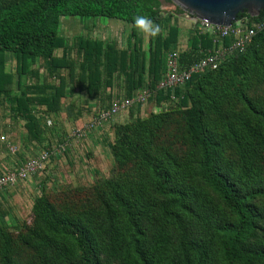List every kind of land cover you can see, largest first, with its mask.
Here are the masks:
<instances>
[{"label":"trees","instance_id":"trees-1","mask_svg":"<svg viewBox=\"0 0 264 264\" xmlns=\"http://www.w3.org/2000/svg\"><path fill=\"white\" fill-rule=\"evenodd\" d=\"M169 2L0 0V105L23 115L34 138L41 141L42 128L34 106L58 113L77 87L101 103L100 111L113 104L108 89L116 84L124 98L149 88L146 104L155 102L160 110L112 125L109 178L77 187L61 205L41 193L27 235L20 230L14 238L3 222L0 264H18V241L31 248V239L43 261L30 264H264V30L216 70L195 74L173 91L161 90L170 52L178 51L180 67L187 69L218 46L197 24L184 40L176 16L185 12L164 11ZM137 15L159 25L160 33L146 37L133 23ZM76 17L122 21L127 42L91 35L94 20L92 27L82 22L87 34L68 39L63 22ZM242 18L263 21L264 10L254 18L240 13ZM231 43L229 38L221 45ZM9 54L16 59L14 73L8 70ZM37 65L47 71L42 85L36 84ZM28 77L37 82L20 95ZM261 87L262 94L251 92ZM172 98L175 106L161 111ZM146 104L128 111L140 113ZM180 141L197 156L193 169V157L177 151Z\"/></svg>","mask_w":264,"mask_h":264},{"label":"rangeland","instance_id":"rangeland-1","mask_svg":"<svg viewBox=\"0 0 264 264\" xmlns=\"http://www.w3.org/2000/svg\"><path fill=\"white\" fill-rule=\"evenodd\" d=\"M164 11L176 12L177 7L172 3H164L162 7ZM74 20H64L62 25L63 34L70 39L80 33L87 34L88 30L84 23L89 24L92 27V21L94 19H81L79 17L73 18ZM98 23L95 28H91L93 36L100 38H119L124 30H126V24L122 21L107 18H98ZM176 22L181 27L183 33V39L186 40L188 31L193 28V17L188 13L177 14ZM144 33V32H143ZM145 34V33H144ZM148 37V34H145ZM264 56V52H262ZM14 67L12 63L9 65V69ZM257 90L259 93H263V88H253L251 92ZM174 98L171 99L166 105L161 106V111L169 110L175 106ZM176 101V100H175ZM158 105L155 106V102H149L142 107L140 113H137L135 109L133 112H125V114L120 115L119 121L116 123L129 122L138 117H146L150 114L151 109L159 112ZM1 110V109H0ZM129 112V113H128ZM109 124V123H108ZM115 124V122H114ZM113 124V125H114ZM107 125H105L106 127ZM97 130V129H96ZM85 134L81 138L71 137L74 140V144L71 145L67 142L68 148L61 155L60 164L51 171L47 169L46 172L34 176L24 183L17 185L11 190H6L1 193L3 200L0 199V225L4 222L5 225L9 227L14 238L18 236L19 231H24L25 234L29 229L33 228L34 217L32 212V206L35 199L45 192L50 200L61 205L63 202H67V197L76 192L77 187H91L97 181L102 178H109L112 174L114 168V161L111 155L110 145L114 142V128L111 125L106 129V131H97ZM100 133V134H99ZM92 135L97 137L98 135L104 136L103 140H99L98 143L93 142L86 143V138ZM97 135V136H96ZM92 141V140H91ZM65 145V144H63ZM176 145L180 148L177 150L178 153H186L193 157V163L191 162V167H196L197 156H193L188 143L184 141L178 142ZM188 177V176H187ZM189 178V177H188ZM264 179V175L262 176ZM193 189V179L190 178ZM73 190V192H71ZM212 200L216 202V196L211 194ZM261 206L264 205V200H260ZM20 231V232H21ZM29 234V233H27ZM26 234V235H27ZM27 240L30 241V236H26ZM32 244L25 246L23 243L19 242L16 245L17 253H15V259L18 264H30L33 262L43 261V256L35 255V249H37V242L35 239H31Z\"/></svg>","mask_w":264,"mask_h":264},{"label":"crops","instance_id":"crops-1","mask_svg":"<svg viewBox=\"0 0 264 264\" xmlns=\"http://www.w3.org/2000/svg\"><path fill=\"white\" fill-rule=\"evenodd\" d=\"M195 24L193 20V25ZM119 38L114 40L125 44L127 42L128 36L125 35L126 31L122 33ZM70 39V37H68ZM105 39V38H104ZM70 42V41H69ZM63 50L60 49L57 52L58 56H61ZM12 63L14 67L9 69V65ZM7 65L8 70L12 73L16 72V59L12 54L7 55ZM37 65V68L40 70L41 79L35 80L32 77H28L21 81L22 89L19 91L20 95H23L24 91L28 87H33L35 82L37 85H42L44 83L45 74H47L46 68L43 66ZM17 80V79H16ZM58 83V81L56 82ZM15 92H17V82L15 81ZM24 86V87H23ZM115 88L108 92H111V100L115 101L117 99H122L125 97L124 89L120 84H116ZM35 90V89H34ZM32 91V93L34 92ZM74 95L66 96L60 106V109L57 112L50 111L46 105L36 104L33 108V115L41 119L42 128L38 129L40 132L41 141L34 138L31 134L29 127L27 126V120L23 115L17 111H12L8 104L0 105V175L14 171L19 168L20 164H24L31 157H34L41 152H49L54 148L65 146L68 148L70 145H66L67 142H70L71 145L74 144V140H71L72 133L84 128L88 123H91L99 109H101V103L96 101V99H90L86 92L79 90L78 87L75 90ZM52 91L48 92V95ZM35 96L34 93L32 97ZM103 110V109H102ZM129 113V112H128ZM126 113H121L116 115L107 126L97 129V131H106L108 127L119 121L120 115ZM49 122L51 124H49ZM37 131V132H38ZM92 132V131H91ZM90 133V132H89ZM88 134V133H87ZM100 134V133H99ZM97 136V135H96ZM2 137L7 139V142H10L13 145L18 147L17 153L13 154L10 152L7 143L2 141ZM104 136L98 135L93 137L89 135L86 138V143L93 142L94 144L98 143L99 140H103ZM92 140V141H91ZM65 144V145H63ZM65 151V150H64ZM64 151H55L51 156L50 163L48 164L47 169L53 171L61 162V155ZM42 174V173H39ZM36 174L34 176H37ZM32 176V177H34ZM30 177V178H32ZM29 178V179H30ZM28 179V180H29ZM14 187H9L7 190H11ZM6 191V190H5ZM4 191V192H5ZM3 196L0 194V199L3 200Z\"/></svg>","mask_w":264,"mask_h":264},{"label":"built area","instance_id":"built-area-1","mask_svg":"<svg viewBox=\"0 0 264 264\" xmlns=\"http://www.w3.org/2000/svg\"><path fill=\"white\" fill-rule=\"evenodd\" d=\"M194 22L202 33H210L214 38V43L218 46L209 51V54L205 58L187 69L180 67L179 52H170L166 59L167 71L164 78L159 82L158 89L173 91L176 87L189 82L195 74L204 73L207 70H216L226 58L237 53H244L252 43L253 38L264 30V20L256 22L249 18L239 19L232 26L213 25L207 21L196 19H194ZM229 38L232 39L230 45H221L222 40ZM152 93L151 89L145 88L139 91L133 98L115 100L108 110L98 111L91 123L72 133L71 136L81 138L93 130L104 127L116 115L127 112L135 104H146ZM49 124L51 123L49 122ZM1 139L7 143L11 153H17L18 147L16 145L7 142V139L4 137ZM65 149V146H62L57 149L54 148L49 152H41L31 157L18 169L0 175V193L9 187L17 186L20 182H24L36 174L45 172L54 152L64 151Z\"/></svg>","mask_w":264,"mask_h":264},{"label":"water","instance_id":"water-1","mask_svg":"<svg viewBox=\"0 0 264 264\" xmlns=\"http://www.w3.org/2000/svg\"><path fill=\"white\" fill-rule=\"evenodd\" d=\"M193 20L207 21L213 25L232 26L240 13L247 12L251 18L264 10V0H171Z\"/></svg>","mask_w":264,"mask_h":264},{"label":"clouds","instance_id":"clouds-1","mask_svg":"<svg viewBox=\"0 0 264 264\" xmlns=\"http://www.w3.org/2000/svg\"><path fill=\"white\" fill-rule=\"evenodd\" d=\"M133 23L145 34L151 35L153 37L157 36L160 33L159 25L154 24L149 18L145 16L137 15L133 17Z\"/></svg>","mask_w":264,"mask_h":264}]
</instances>
